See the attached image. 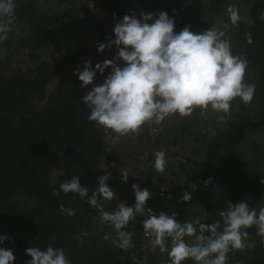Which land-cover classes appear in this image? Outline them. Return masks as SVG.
<instances>
[{"label":"clouds","instance_id":"1","mask_svg":"<svg viewBox=\"0 0 264 264\" xmlns=\"http://www.w3.org/2000/svg\"><path fill=\"white\" fill-rule=\"evenodd\" d=\"M15 9L14 0H0V43L5 42L12 31ZM227 11L231 24L238 25L239 9L229 5ZM154 16L157 18L149 23ZM258 19L264 20V12ZM113 31L115 39L98 43L97 47L102 53L116 45L115 59L98 62L95 68L90 61H85L83 69L77 67L74 70L82 82L81 88L92 85L82 100L90 109L88 120L102 127L105 133L111 131L119 137H136L145 125H160L175 115L191 117L197 109L205 117L211 109L218 114V120L224 122L231 117L232 101L239 98L248 106L255 96L256 85L245 80L249 62L246 57L232 54L230 40L222 30L210 27L197 34L186 26L177 33L174 19L161 11L141 12L140 18L135 12L125 14ZM247 38L249 43L253 42L251 33ZM119 61H123V66ZM109 67L110 74L102 83L95 84L97 72L103 75ZM154 157L156 172L163 174L167 167L166 150L156 151ZM119 173L121 182L127 183L131 173L127 169H121ZM110 179V172L101 175L97 189L89 196V188L82 186L79 176L74 175L60 184L59 191L66 195L70 192L78 194L81 200L87 198V204L97 210L101 222L115 230V237L106 234L104 238H112L122 251L134 247L135 233L127 227L138 215L146 217L141 223L151 249L167 253L170 264H182L189 259L196 264H227L229 253L254 247L246 243L249 239L247 229L252 227L257 229L260 243L264 245V207L257 211L250 208L246 200L236 204L229 202L227 210L219 213L223 226L220 220L211 224L199 219L181 222L175 212L169 215L160 211L157 215L152 208L146 207L152 197L151 191L133 183L135 204L128 206L120 202L116 210L106 211L103 202L113 201L118 196L107 183ZM260 182L264 183V178ZM209 183L211 178L205 181V184ZM190 187L195 191L197 186L191 184ZM59 191L53 194L59 195ZM180 199L190 203L192 192L185 191ZM59 208L68 216L76 214L75 209H67L62 203ZM186 237L193 238L194 242L189 243ZM8 239L0 236V244ZM168 240L171 241L170 248L166 243ZM25 252L31 257L25 264H71L62 248L51 245L46 250L28 247ZM15 259L11 248L0 247V264H14Z\"/></svg>","mask_w":264,"mask_h":264},{"label":"trees","instance_id":"2","mask_svg":"<svg viewBox=\"0 0 264 264\" xmlns=\"http://www.w3.org/2000/svg\"><path fill=\"white\" fill-rule=\"evenodd\" d=\"M166 1L171 8L168 15L174 19L178 33L186 23L205 18L209 10L217 11L228 0ZM14 2V25L28 23L35 38L41 42L48 40L51 33L46 30L48 15L42 10L43 0ZM180 8L183 10L177 16ZM261 12H264V0H251L247 17L238 22L235 33L230 32L231 37L237 39L236 56L246 57L249 62L245 80L256 85L255 96L248 106L239 98L232 101L231 117L223 122L224 128L199 139L205 146L206 163L199 174V193L207 224L216 221L220 206L239 195H243L250 208L258 211L264 207L256 191L257 177L247 180L241 191L224 186L215 196L210 190L211 183L205 184L222 161L218 154L222 149L230 152L229 146L240 136L264 129V20L258 19ZM248 33H251L252 43L248 42ZM118 63L123 66V61ZM39 65L32 74L25 76L20 73H7L6 76L0 69V236L10 238L0 247L14 251V264H25L31 259L26 248L35 246L46 250L49 245L62 248L71 264H79L73 254L77 241L71 238L81 239L85 236L81 233L90 235L97 229L92 226L98 212L87 204V198L81 200L78 194L71 192L66 195L59 191V186L77 175L81 185L89 188L90 196L98 187V178L109 172L101 166L105 141L99 132L101 127L88 120L90 109L82 100L92 85L81 88L82 82L74 73L62 78L49 92L42 109L35 111L31 101L42 98L47 81L60 72H53L46 63ZM110 72L111 67L106 68L103 77L95 79L94 83H102ZM59 168L58 178L51 180V172ZM115 182V179L107 181L111 188ZM54 191H59V195H54ZM61 203L67 209H75L76 214L68 216L61 212ZM131 223L133 221L129 225ZM247 231L255 238V254L241 264H264V245L260 243L257 229L252 227Z\"/></svg>","mask_w":264,"mask_h":264},{"label":"rangeland","instance_id":"3","mask_svg":"<svg viewBox=\"0 0 264 264\" xmlns=\"http://www.w3.org/2000/svg\"><path fill=\"white\" fill-rule=\"evenodd\" d=\"M205 1V0H204ZM251 0H228L221 4L215 12L208 11L203 19L186 23L194 33H203L210 27H215L226 33L230 40L231 51L237 55V39L231 37L230 32L235 33V27L229 20L227 8L229 5L239 9L240 21L248 15V7ZM47 13L46 30L50 31V38L45 42L39 41L31 34L28 23H18L8 33V39L0 43V69L2 74L30 75L39 64L46 63L52 71H60L52 76L46 84V93L42 98H35L30 104L39 112L47 100L49 92L64 77L74 73L79 67L83 69L84 62L90 61L92 65L105 59L115 58L117 47L112 45L104 52L98 51V43H108L114 40L115 24L122 20L125 14L136 13L140 18L141 12L159 13L171 11L166 0H43L41 5ZM177 12L179 16L183 10ZM115 14V18H114ZM157 17H153L154 22ZM227 24V28L224 25ZM236 35V34H235ZM38 42V44L36 43ZM103 76L97 72L95 79ZM200 110L193 112L191 117L181 118L179 115L166 118L160 124L145 125L143 131L136 137H119L109 131L105 133L101 127L99 132L105 141V149L101 158V166L108 169L112 179L116 182L112 188L118 193L116 199L103 202L106 211H114L120 202L128 206L135 204V194L131 187L133 183L141 189L147 188L152 197L147 201L146 207H150L158 215L165 211L169 215L176 213L178 221H195L199 219L205 223L204 207L200 197V177L205 166V146L199 142L204 135L222 130L223 122L218 120V114L208 110L207 116H201ZM190 118V120H188ZM184 124V122H187ZM187 125V126H185ZM155 129V132L153 131ZM241 138L229 146L230 152L222 149L218 154L222 161L216 165L209 176L211 178L210 190L217 195L221 188L227 187L234 191H241L247 180L257 177V189L260 193V201L264 202V129L256 133L243 134ZM166 150L167 167L163 174L157 173L154 168V153L158 150ZM221 167V169H219ZM127 169L131 174L127 183L121 182L119 170ZM220 176L217 177V174ZM60 174V168L51 172L50 179L56 180ZM133 174V175H132ZM224 176V178H223ZM195 184L196 190L190 187ZM242 185L239 189L236 187ZM185 191L192 192V201L185 203L181 197ZM242 193V192H241ZM239 192V194H241ZM169 195L171 198L169 199ZM214 195V196H215ZM223 198V196H222ZM244 200L243 195L234 197L219 207L215 220H220L223 226L220 211H226L229 202L236 204ZM146 217L137 216L127 227L128 231L135 233L133 236L134 247L128 251H122L113 239H105L106 234L115 237L112 226L104 224L96 217L92 227V233L81 239L72 237L77 241L74 247L75 259L79 264H170L167 253H160L159 249L153 251L148 239L143 238V225L141 221ZM91 227V228H92ZM189 243L193 238L186 237ZM254 236L246 242L254 245ZM169 248L171 241H166ZM253 247L244 251L229 253L227 264H241L254 257ZM182 264H196L194 260H187Z\"/></svg>","mask_w":264,"mask_h":264},{"label":"built area","instance_id":"4","mask_svg":"<svg viewBox=\"0 0 264 264\" xmlns=\"http://www.w3.org/2000/svg\"><path fill=\"white\" fill-rule=\"evenodd\" d=\"M143 238H145V236H144V231H143ZM145 239H147V238H145Z\"/></svg>","mask_w":264,"mask_h":264}]
</instances>
